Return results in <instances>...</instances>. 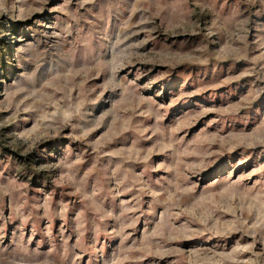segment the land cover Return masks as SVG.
I'll list each match as a JSON object with an SVG mask.
<instances>
[{
	"label": "rangeland",
	"instance_id": "rangeland-1",
	"mask_svg": "<svg viewBox=\"0 0 264 264\" xmlns=\"http://www.w3.org/2000/svg\"><path fill=\"white\" fill-rule=\"evenodd\" d=\"M0 264H264V0H0Z\"/></svg>",
	"mask_w": 264,
	"mask_h": 264
}]
</instances>
